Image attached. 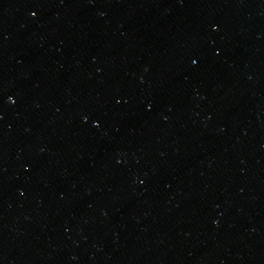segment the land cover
<instances>
[{"label":"water","instance_id":"obj_1","mask_svg":"<svg viewBox=\"0 0 264 264\" xmlns=\"http://www.w3.org/2000/svg\"><path fill=\"white\" fill-rule=\"evenodd\" d=\"M0 264H264V0H0Z\"/></svg>","mask_w":264,"mask_h":264}]
</instances>
